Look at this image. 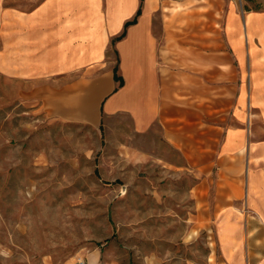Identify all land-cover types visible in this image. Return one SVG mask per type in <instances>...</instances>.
<instances>
[{
	"label": "rangeland",
	"instance_id": "obj_1",
	"mask_svg": "<svg viewBox=\"0 0 264 264\" xmlns=\"http://www.w3.org/2000/svg\"><path fill=\"white\" fill-rule=\"evenodd\" d=\"M12 9L1 0L0 14ZM154 18L167 78L189 71L190 46L211 64L209 126L174 140L124 111L95 126L51 115L43 96L79 71L48 84L15 75L4 32L0 264H264V0H162Z\"/></svg>",
	"mask_w": 264,
	"mask_h": 264
},
{
	"label": "crops",
	"instance_id": "obj_2",
	"mask_svg": "<svg viewBox=\"0 0 264 264\" xmlns=\"http://www.w3.org/2000/svg\"><path fill=\"white\" fill-rule=\"evenodd\" d=\"M139 5L140 0H13L11 18L0 14V58L9 49L4 32L11 30L15 75L28 80L44 78L48 84L56 77L79 71L43 96L42 107L60 119L95 126L102 112L124 111L140 129L159 121L173 140L181 133L196 131L198 123L207 128L206 106L212 101L207 51L201 53L204 60L198 63L197 51L190 46L189 71L177 68L169 78L164 75L154 24L162 0H143L136 22L128 25L124 37L115 42L124 84L113 91L116 82L109 57L111 40L121 34ZM25 57L28 64L23 61L22 65ZM258 63L264 67V62ZM182 74L187 86L181 83ZM197 101L204 102V111ZM174 145L186 148L184 143ZM192 147L188 162L196 163V150L206 157L212 142ZM94 256L88 264L96 263Z\"/></svg>",
	"mask_w": 264,
	"mask_h": 264
},
{
	"label": "trees",
	"instance_id": "obj_3",
	"mask_svg": "<svg viewBox=\"0 0 264 264\" xmlns=\"http://www.w3.org/2000/svg\"><path fill=\"white\" fill-rule=\"evenodd\" d=\"M142 3H143V0H140V5H139V8L135 14V16L131 19V20H128L125 22L124 24V28H123V31L121 32L120 35L112 38L111 40V45L112 47H114L115 45V42L119 39H121L122 37H124L125 35V32H126V28L128 25L130 24H133L136 22V19H137V16L140 14L141 12V6H142ZM115 53L117 54V57H116V63L113 67V79L114 81L116 82V86L114 87L113 91H116L119 87H121L123 84H124V78L123 76L119 73V56H118V53L116 52L115 50ZM100 128H101V125H100Z\"/></svg>",
	"mask_w": 264,
	"mask_h": 264
},
{
	"label": "built area",
	"instance_id": "obj_4",
	"mask_svg": "<svg viewBox=\"0 0 264 264\" xmlns=\"http://www.w3.org/2000/svg\"><path fill=\"white\" fill-rule=\"evenodd\" d=\"M77 264H88V262L83 257L77 258Z\"/></svg>",
	"mask_w": 264,
	"mask_h": 264
}]
</instances>
